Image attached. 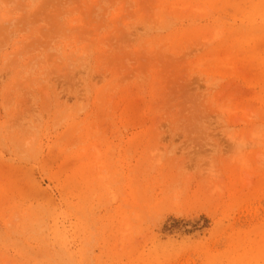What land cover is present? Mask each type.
I'll return each instance as SVG.
<instances>
[{"label":"rangeland","instance_id":"1","mask_svg":"<svg viewBox=\"0 0 264 264\" xmlns=\"http://www.w3.org/2000/svg\"><path fill=\"white\" fill-rule=\"evenodd\" d=\"M0 264H264V0H0Z\"/></svg>","mask_w":264,"mask_h":264}]
</instances>
